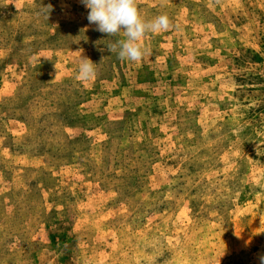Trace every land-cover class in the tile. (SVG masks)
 Here are the masks:
<instances>
[{
  "label": "rangeland",
  "instance_id": "obj_1",
  "mask_svg": "<svg viewBox=\"0 0 264 264\" xmlns=\"http://www.w3.org/2000/svg\"><path fill=\"white\" fill-rule=\"evenodd\" d=\"M136 4L173 26L131 62L80 0H0V264H259L264 0Z\"/></svg>",
  "mask_w": 264,
  "mask_h": 264
},
{
  "label": "clouds",
  "instance_id": "obj_2",
  "mask_svg": "<svg viewBox=\"0 0 264 264\" xmlns=\"http://www.w3.org/2000/svg\"><path fill=\"white\" fill-rule=\"evenodd\" d=\"M89 9L87 19L89 24H94L95 30L107 34L108 37H118L123 34V39H116L107 44L110 53L117 54L121 60L137 62L145 55L140 44L142 38L149 32L158 33L167 31L173 25L167 15H159L152 20L145 21L141 18L136 0H80ZM46 18L53 10L52 5L43 6ZM87 57L80 59L77 79L91 80L96 75L95 65ZM259 264H264V253L258 254Z\"/></svg>",
  "mask_w": 264,
  "mask_h": 264
}]
</instances>
